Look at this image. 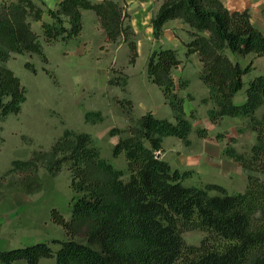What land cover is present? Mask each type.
<instances>
[{
	"label": "trees",
	"instance_id": "1",
	"mask_svg": "<svg viewBox=\"0 0 264 264\" xmlns=\"http://www.w3.org/2000/svg\"><path fill=\"white\" fill-rule=\"evenodd\" d=\"M38 1L43 5L38 4ZM42 0H14L0 10V111L17 113L25 97L20 78L5 61L12 52L42 53L31 20H42L47 41H68L82 30V11L92 9L100 19L106 42L126 41L128 62L138 56L129 12L119 0H61L54 8ZM45 7V8H44ZM47 13L49 19L44 20ZM180 18L187 25L186 53H197L203 63L201 78L209 87L213 122L221 117L241 119L238 132L256 131V140L246 150L230 145L223 153L246 171L242 191H229L215 182L185 184L191 170L172 167L156 156L165 135L183 139L190 131L184 116L183 98L174 91L172 69L180 63L178 50L154 49L148 60V75L173 108L175 121L145 112L134 120L130 135L116 150H124L129 177L85 148L83 136L63 137L49 154L55 159L68 153L72 159L73 197L67 219L57 208L50 209L53 222L68 237L0 249V263L40 264L54 258V264H264V72L245 76L253 60L243 65L229 53L264 56V33L254 27L247 9L230 10L221 0H163L152 17L154 36L166 21ZM131 116L130 99L120 101ZM234 139V138H232ZM263 175V176H262ZM205 232L199 244L187 243L183 232ZM83 233L89 243L77 240ZM97 243L94 247L91 243Z\"/></svg>",
	"mask_w": 264,
	"mask_h": 264
},
{
	"label": "rangeland",
	"instance_id": "2",
	"mask_svg": "<svg viewBox=\"0 0 264 264\" xmlns=\"http://www.w3.org/2000/svg\"><path fill=\"white\" fill-rule=\"evenodd\" d=\"M11 1L14 0H0V10ZM38 4L43 6L40 1ZM43 19H49L46 12ZM41 22L31 20L42 53L12 52L5 61L20 78L25 97L17 113L0 111L1 247L48 241L56 249L58 243L51 240L68 237L65 229L52 221L50 209L57 208L68 219L73 197L80 193L72 187L69 154L59 153L55 159L49 154L57 140L83 136L85 148H93L100 158L120 171L123 179L130 175L124 150H116L118 142L130 135L129 128L138 118L134 109L127 116L120 103L129 98L126 78L120 74L127 64L126 57L109 61L108 45L103 42L87 53H76L75 42L47 41ZM131 37L135 39L134 31ZM227 52L244 62L243 56ZM251 77L245 76L244 81ZM230 138V145L236 150H246L241 148L239 139ZM184 182L205 183L194 175ZM204 235L200 229L183 232L190 244H199ZM76 238L89 243L83 233ZM91 245L99 247L95 242ZM54 262V258L41 260V264Z\"/></svg>",
	"mask_w": 264,
	"mask_h": 264
},
{
	"label": "crops",
	"instance_id": "3",
	"mask_svg": "<svg viewBox=\"0 0 264 264\" xmlns=\"http://www.w3.org/2000/svg\"><path fill=\"white\" fill-rule=\"evenodd\" d=\"M45 7L54 8L61 0H42ZM93 2L101 0H92ZM163 0H122L129 12V23L134 31L138 56L134 63H128L129 48L120 37L116 42H106L105 31L100 19L92 9L82 11V30L74 38L77 52L87 53L101 43L108 46L109 61H118L126 57L127 64L121 69L124 76L126 95L132 102V110L138 117L145 112L175 121L172 106L164 100L161 88L148 75V60L151 52L159 47L178 49L180 63L172 69L174 91L183 98L182 108L185 118L190 123V131L185 139L176 135H165L161 138L159 158L166 160L172 167L191 170L192 174L205 182L223 185L229 191H242L247 184V174L242 166L231 157L224 155L223 150L230 137L239 139L243 149H247L256 140V131L247 129L238 132L241 119L225 115L213 122L208 114L212 106L209 87L201 78L203 63L197 53H186L184 42L188 40L187 25L180 18L166 21L159 37L154 36L152 17ZM230 10L247 9L254 27L264 33V0H221ZM48 20V19H47ZM243 65L253 60V68L249 76L264 72V56L250 53L242 57ZM242 60V61H243ZM127 66V67H126ZM156 151V152H157ZM37 242V241H35ZM26 242L16 246L27 245ZM13 246V247H16ZM11 247H1L8 249ZM45 258L40 259L41 260ZM23 263V260L13 264Z\"/></svg>",
	"mask_w": 264,
	"mask_h": 264
},
{
	"label": "water",
	"instance_id": "4",
	"mask_svg": "<svg viewBox=\"0 0 264 264\" xmlns=\"http://www.w3.org/2000/svg\"><path fill=\"white\" fill-rule=\"evenodd\" d=\"M159 155H160L159 153L156 154L157 157H159Z\"/></svg>",
	"mask_w": 264,
	"mask_h": 264
},
{
	"label": "built area",
	"instance_id": "5",
	"mask_svg": "<svg viewBox=\"0 0 264 264\" xmlns=\"http://www.w3.org/2000/svg\"><path fill=\"white\" fill-rule=\"evenodd\" d=\"M156 154L159 153V151L155 152Z\"/></svg>",
	"mask_w": 264,
	"mask_h": 264
}]
</instances>
